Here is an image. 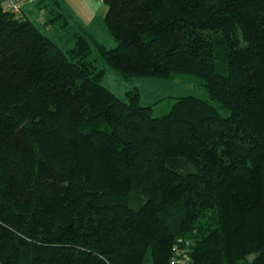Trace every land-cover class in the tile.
I'll return each mask as SVG.
<instances>
[{
	"label": "trees",
	"instance_id": "16d2710c",
	"mask_svg": "<svg viewBox=\"0 0 264 264\" xmlns=\"http://www.w3.org/2000/svg\"><path fill=\"white\" fill-rule=\"evenodd\" d=\"M103 2L112 48L0 0V264H264V0ZM100 61L209 97L154 116Z\"/></svg>",
	"mask_w": 264,
	"mask_h": 264
},
{
	"label": "rangeland",
	"instance_id": "374dc122",
	"mask_svg": "<svg viewBox=\"0 0 264 264\" xmlns=\"http://www.w3.org/2000/svg\"><path fill=\"white\" fill-rule=\"evenodd\" d=\"M63 10L70 9L81 21L87 30L96 39L104 43L107 47L116 46V41L108 33L105 17L107 5L103 0H60ZM45 3H48L45 5ZM55 6L60 9L57 4H51V0H38L33 3V0H26V10L29 16L35 23L44 27L45 14L43 9H46L51 15L50 7ZM57 6V7H56ZM51 36H56V29H51ZM62 46L61 39H57ZM65 48V47H64ZM95 56V53H94ZM99 66L105 69V76L102 84L113 91L117 96L126 99V92L138 88L141 92V101L144 105H153L154 116H162L167 114L177 97L192 94L201 98L208 99L209 95L203 85V80L192 74H176L169 79H161L156 77H134L125 79L122 75L107 66L103 61L98 62ZM218 107V104L213 102ZM222 114L227 115L223 109L219 108Z\"/></svg>",
	"mask_w": 264,
	"mask_h": 264
},
{
	"label": "built area",
	"instance_id": "2783aa9c",
	"mask_svg": "<svg viewBox=\"0 0 264 264\" xmlns=\"http://www.w3.org/2000/svg\"><path fill=\"white\" fill-rule=\"evenodd\" d=\"M3 7L11 13L21 16L24 0H2ZM179 263V262H178Z\"/></svg>",
	"mask_w": 264,
	"mask_h": 264
},
{
	"label": "crops",
	"instance_id": "0c3cea01",
	"mask_svg": "<svg viewBox=\"0 0 264 264\" xmlns=\"http://www.w3.org/2000/svg\"><path fill=\"white\" fill-rule=\"evenodd\" d=\"M27 6L25 5V8H26ZM28 12V11H27Z\"/></svg>",
	"mask_w": 264,
	"mask_h": 264
}]
</instances>
